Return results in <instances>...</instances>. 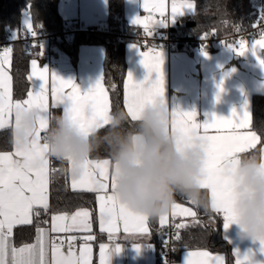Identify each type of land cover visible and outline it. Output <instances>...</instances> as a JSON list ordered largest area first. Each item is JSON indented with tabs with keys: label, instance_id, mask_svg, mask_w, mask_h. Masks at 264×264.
<instances>
[{
	"label": "snow or ice",
	"instance_id": "6c2138e0",
	"mask_svg": "<svg viewBox=\"0 0 264 264\" xmlns=\"http://www.w3.org/2000/svg\"><path fill=\"white\" fill-rule=\"evenodd\" d=\"M194 4L171 3V21L174 23L177 16H182L184 11L194 10ZM143 11L148 15L145 17L137 16L132 23L142 27L148 36H153L154 28L157 25L167 26L169 17L165 15V0H142ZM158 14L159 19H156ZM27 29L35 37L37 33L32 30L31 21L25 22ZM205 34L201 39H206ZM227 48L234 51L237 55L243 56L249 51L254 55L261 67H264V58L258 55L260 50H264V34L259 40L251 43L244 39L236 43L225 44ZM41 48L42 55V45ZM133 48L137 49L142 57L141 64L149 73L144 81L136 82L131 72L126 75L125 84V104L127 113L133 121L140 118L145 107L160 100L168 107L164 94V82L161 71V54L155 49L148 52L141 51L138 44L134 43ZM11 49L5 48L0 54V129L10 126L13 113L15 116L14 128L19 127L20 113L22 110L36 111L39 113V128L32 140L31 146L27 150L14 147V152H0V264H92V248L87 243L93 237L88 235L85 244L80 249L79 254L72 250L76 237H70L68 241L69 251L65 254L60 245L55 241L51 245V261L46 256L45 232L38 229L37 243L14 247L9 244V237L12 234L14 225L30 224L31 215L34 208H48V183L49 165L48 146L43 140L41 133H45L48 127V100L45 92V83L49 70L43 67L41 70L37 61H31L32 75L29 79L38 78L42 81L39 91L28 93V98L22 101L13 102L12 99V77L6 68L10 65ZM207 55V53H204ZM155 72L157 78L150 80L151 73ZM53 106L63 108L66 118L72 119L84 132L85 135L93 127L107 124L109 120V100L105 89L102 86V78L97 80L94 86L86 92H81L80 87L71 79L65 80L51 72ZM223 82H221L222 84ZM67 89L65 92L64 90ZM221 87V91H222ZM91 108V116L86 114V109ZM248 104L245 102L242 114L234 109L228 118L214 117L211 121L203 123L197 122L195 111L185 112L179 109L171 111V128L169 130L181 141L190 142L199 139L204 142L207 152V160L204 169V178L201 187L210 191L211 209L223 215V227L227 230L235 221L234 188L236 180L232 176L226 175L227 166L239 165L241 153L255 148L259 144L260 137L254 131L246 134L237 129H247L250 127ZM203 129V133H201ZM209 129H227V134L209 135ZM261 151H264L262 149ZM112 161L109 159L93 160L88 159L82 165L79 176L72 174V189L85 190L88 192L102 193L97 198L99 200V225L102 232L108 233L111 240L113 236L120 232V223L123 224V232L126 234H148L149 229L146 222L148 216L137 213L126 206L120 204L113 195L115 190V177L112 174ZM172 216L177 215L193 216L195 212L187 207H181L177 203L171 206ZM37 216L40 213H35ZM90 212L87 210L76 211L73 215L59 214L52 216V230L54 232H89L91 223L89 222ZM168 219V213L160 216V223L164 225ZM183 228L185 225H176ZM180 239L179 234L175 237ZM264 246V239L259 241ZM167 243V241L165 242ZM141 244H135L137 248ZM121 251V245L116 243L114 247L102 244L99 251V264H109L110 253ZM264 252V247L261 248ZM237 264H250V254L240 255ZM197 257L196 260L190 257ZM184 264H224L223 256H213L207 251L189 253V258L185 259Z\"/></svg>",
	"mask_w": 264,
	"mask_h": 264
},
{
	"label": "crops",
	"instance_id": "0c3cea01",
	"mask_svg": "<svg viewBox=\"0 0 264 264\" xmlns=\"http://www.w3.org/2000/svg\"><path fill=\"white\" fill-rule=\"evenodd\" d=\"M177 3H188L194 4L193 0H176ZM171 3L172 0H165V15L169 17V24L167 26H173L177 23L178 19L188 15H192L194 10H185L182 16H177L174 23L171 21ZM125 17L130 26L137 27L143 30L142 27L135 26L132 21L138 15L142 18L147 16L148 13L143 11L142 0H125L124 5ZM58 13L63 22H71L74 26H98L103 28L109 14V0H59ZM25 14V15H24ZM158 15V14H157ZM156 15V19H159ZM23 26L27 29L24 24L26 21H31L32 28L35 24L31 18V15L27 10L23 12ZM167 26L157 25L154 31H163ZM41 27V26H39ZM259 38L249 37L245 41L251 43ZM75 39V36L68 37L62 40L58 46V56L52 65L44 62L41 58L39 51H34L29 63L28 79L32 75L31 61L36 60L38 67L42 70L43 67H47L49 70L45 83V92L48 100V112L53 113L57 110L59 114L63 113L62 106H53V94H52V77L51 72H54L57 76L68 80H73L81 89V92H86L89 88L95 85L98 79L102 78V86L108 95L109 100V113H112L111 97L108 86L105 83L104 65L107 55V47L103 43H83L78 46L76 53L72 54V50L69 44ZM136 43L134 41H127L125 44V61H126V75L131 72L136 82L145 80V77L149 76L147 70L141 64L142 57L139 55L137 49L133 48L132 45ZM228 43H236L234 41L228 42H217L212 44V48H199L194 47L191 51L184 50H173L168 51L165 48L159 46H152L150 49H155L161 54L162 65L161 71L163 75V86L165 99L168 104V109L171 114L172 109H179L185 112L195 111L197 113V122L211 121L214 117H225L228 118L232 115L235 109L238 112V116L242 114L245 102H247L249 108V119L250 127L247 129H237L242 133L254 131L253 129V97L255 95L264 96V67H261L256 57L252 55L251 51L243 56L237 55L234 51L230 50L225 46ZM138 44V43H136ZM139 46V45H138ZM11 49L10 54V65H6L9 75L12 77V99L13 102L22 101L28 98V93L33 91H39L42 85V81L38 78L29 79V87L27 93L20 98L14 96V77L12 74L13 64V46L10 44L6 46ZM4 47L0 54L3 53ZM207 53L205 55L204 53ZM258 55L264 58V50H260ZM126 75L123 83V99L124 106L127 111L125 104V84L127 82ZM157 74L151 73L150 80H155ZM221 82H223L221 84ZM222 87V91H221ZM65 92L67 89L64 90ZM11 124L8 127L0 129L2 131H10L11 133V147L9 149H0V152H14L13 143V130L15 124L14 113L10 118ZM171 128V116L170 125ZM227 129H209V135L227 134ZM203 133V129H201ZM257 133V132H256ZM43 136L44 133L42 132ZM259 136V134L257 133ZM260 137V136H259ZM260 147V143L255 148L249 149L245 153H241V156H247L257 154L256 148ZM264 149L263 146L260 148ZM259 153V154H260ZM93 159V158H90ZM110 158H99L93 160H103ZM49 183H48V208L45 211L43 208H34L31 215L32 222L30 224H18L14 225L12 234L9 237V244L14 247H22L24 245H32L37 243L38 229H43L45 232V247L47 256L46 258L51 261V245L55 241L56 244L60 245L61 241L65 243L61 245V250L67 254L69 251L68 241L70 237H76L75 241L72 242V250L79 254L80 249L85 243L79 242V239H85L88 235H91L93 239L87 243L92 248V264H99V251L102 244L108 245L109 248L115 246L116 243L121 245V251L118 253H110L109 264H158V239L157 231L168 224L171 219L179 218L183 225H186L189 221L197 218V210L191 205L176 202L181 207H187L191 211L195 212V217L177 215L172 216V209L168 212V219L164 225L160 223V217H156L154 221L149 218L146 222V226L149 229L148 234H126L123 232V224L120 223V232L115 234L111 240L108 238L107 232H102L99 225V200L98 196L102 193H93L95 196V205L85 206L77 208L73 211H56L53 213L49 212L51 206V187H52V175H53V157H49ZM67 165V176L68 185L74 192H88L85 190L72 189V173L69 165ZM206 190V189H204ZM209 194L210 206L211 198L210 191L206 190ZM87 210L90 212L89 222L91 223V230L89 232L72 231V232H54L52 230V216L59 214L73 215L76 211ZM40 213L39 218L36 219V212ZM44 213V214H42ZM45 214L48 219L45 220ZM222 217V213H219ZM36 222L34 236L29 241H23V236L29 231L27 228L31 227ZM18 229L19 232H18ZM238 229L235 224H232L227 230L224 229L222 224V234L224 239L229 243L235 264L238 257L236 251H239L240 255L250 254V264H264V252L261 248L264 247L259 241L252 239H241L237 235ZM19 237L21 241L19 240ZM135 244H141L139 248ZM200 251H207L210 255L223 256L224 264H226V255L222 252H212L208 249H187L179 252L178 257L174 264H184L185 259L189 258V253H195ZM196 260L197 257H190Z\"/></svg>",
	"mask_w": 264,
	"mask_h": 264
},
{
	"label": "clouds",
	"instance_id": "9594fccd",
	"mask_svg": "<svg viewBox=\"0 0 264 264\" xmlns=\"http://www.w3.org/2000/svg\"><path fill=\"white\" fill-rule=\"evenodd\" d=\"M91 116V108L86 109ZM170 112L160 100L145 107L135 125L128 127V113L109 114L107 124L93 127L87 135L64 114H48L43 140L48 156L66 161L79 176L83 163L107 148L111 154L116 185L113 195L127 208L148 216L169 212L177 194L193 205L207 208L201 181L207 152L204 142L181 141L169 130ZM39 113L22 110L19 127L13 130L14 147L30 148L39 128ZM226 175L236 180L234 213L241 239H264V151L240 157L239 165L227 166Z\"/></svg>",
	"mask_w": 264,
	"mask_h": 264
},
{
	"label": "trees",
	"instance_id": "16d2710c",
	"mask_svg": "<svg viewBox=\"0 0 264 264\" xmlns=\"http://www.w3.org/2000/svg\"><path fill=\"white\" fill-rule=\"evenodd\" d=\"M195 12L192 15L181 17L177 23L171 26V32L181 37L198 38L207 32L216 36L230 34L233 30L230 22L251 26L255 18L260 15L264 7V0H193ZM59 0H0V41H8L12 35L19 36L25 30L23 26V12L31 15L35 27L43 26L47 31L59 30L63 22L58 13ZM125 0H109V14L105 26L101 29L108 34L94 35L80 33L75 35L74 41L69 44L72 54L83 43H103L107 47V55L104 65L105 83L109 88L112 113L124 111L127 113L123 99V83L126 75L125 44L129 40H121L118 33L133 32L137 27L130 26L125 17ZM60 44V43H59ZM12 74L14 77V96L23 97L29 87V63L33 55L32 50L20 42H14ZM204 48H212V45ZM182 50V49H181ZM52 114L59 115L56 110ZM135 125V121L128 115V127ZM253 129L260 136V147L256 148L259 155L261 146L264 147V96L253 97ZM11 147L10 131L0 132V149ZM90 158H110L107 148H101ZM56 169L52 175L51 206L50 213L56 211H73L80 207L94 206L95 196L89 192H74L68 185L67 165L65 161L53 158ZM208 200L207 208L197 207L184 196L177 194L175 201L188 204L196 208L197 218L189 221L185 227L179 229L180 239H175V257L182 250L208 249L212 252H222L226 255V264H235L234 256L229 243L222 234L223 217L214 212L210 206L209 194L203 190ZM44 214V213H42ZM40 216V215H39ZM36 216V221L39 218ZM38 217V218H37ZM156 218V217H155ZM155 218H151L152 221ZM48 219L45 214V220ZM36 222L27 230L23 241H29L34 236ZM162 229V228H161ZM157 231L158 239V264H163L161 257L160 230ZM20 229H18L19 232ZM19 240L21 241L20 237Z\"/></svg>",
	"mask_w": 264,
	"mask_h": 264
},
{
	"label": "built area",
	"instance_id": "2783aa9c",
	"mask_svg": "<svg viewBox=\"0 0 264 264\" xmlns=\"http://www.w3.org/2000/svg\"><path fill=\"white\" fill-rule=\"evenodd\" d=\"M157 17L159 18L158 15ZM230 24L233 27L230 34L216 36L212 32H207L205 33L207 34V38L203 40L201 37L205 34L198 38L174 35L171 32V26H167L163 31H154L153 36H148L142 29L135 28L133 32L130 33L120 32L117 34V37L122 41L131 40L138 43L141 51H147L152 46H159L167 49L168 51L181 49L184 51H191L194 47L204 48L217 42H238L241 39L245 40L249 37L259 38L262 37V34H264V7L251 26L236 24L233 21L230 22ZM32 30L37 33L35 37L32 36L28 29H25L17 37L12 35L8 41H0V51L14 42H20L27 48L38 49L41 53L39 45H42L41 58L44 62L52 65L58 56V46L62 40L80 33L94 35L108 34L98 26L76 27L69 21L65 22L57 31H47L43 26L34 27ZM55 169L56 167L54 166L53 170ZM180 224H182V221L179 218H173L160 230V248L163 264H174L176 261L174 241L176 239V234L180 229L177 228L176 225ZM166 241L167 243H165ZM79 242L85 243V239H79Z\"/></svg>",
	"mask_w": 264,
	"mask_h": 264
},
{
	"label": "rangeland",
	"instance_id": "374dc122",
	"mask_svg": "<svg viewBox=\"0 0 264 264\" xmlns=\"http://www.w3.org/2000/svg\"><path fill=\"white\" fill-rule=\"evenodd\" d=\"M25 15V14H24ZM24 24L26 25V23L24 22ZM27 26V25H26Z\"/></svg>",
	"mask_w": 264,
	"mask_h": 264
}]
</instances>
